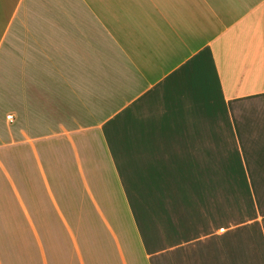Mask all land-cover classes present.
I'll return each mask as SVG.
<instances>
[{
  "label": "crops",
  "instance_id": "crops-1",
  "mask_svg": "<svg viewBox=\"0 0 264 264\" xmlns=\"http://www.w3.org/2000/svg\"><path fill=\"white\" fill-rule=\"evenodd\" d=\"M55 141L69 173L42 153ZM0 180L32 206L36 264L67 263L45 214L75 236L72 264L107 260L59 195L95 210L93 180L125 208V238L107 221L112 264H264V0H0Z\"/></svg>",
  "mask_w": 264,
  "mask_h": 264
},
{
  "label": "rangeland",
  "instance_id": "rangeland-1",
  "mask_svg": "<svg viewBox=\"0 0 264 264\" xmlns=\"http://www.w3.org/2000/svg\"><path fill=\"white\" fill-rule=\"evenodd\" d=\"M88 135L90 136L92 134ZM94 141L96 142L97 140H94V138L88 140V136L84 137L83 150L87 155V158L91 157L89 158L90 160H92L93 157L92 152ZM41 150L44 155L50 156V167L52 165V168L56 169L58 174H62L64 172L69 173L67 169L68 164H70V158L66 155L65 151L67 150L63 147L61 142L55 141L43 144V146H41ZM1 152L2 157L6 160L8 166L13 169V167L16 166V161L20 155L18 156L12 147L3 148ZM23 152L26 154L30 153V145L25 146ZM28 175L29 173L26 170L25 176ZM28 178L26 177V179ZM90 183L92 184V187L88 189V191L90 194H94L99 202L98 205L95 204L96 206H94L96 211L92 205L90 206V204L86 202L84 197L81 196L79 198L74 195V198H71L67 189L58 188L59 195L60 197L61 195L64 197L63 207L65 212L71 217V219H74L70 222V224L72 223L74 231H76V234L79 235L78 238H80V242L84 246L86 255L90 259L93 257V254H95L97 258L101 255L103 258H107V260L101 261L100 264H112V256L109 257V255L113 254L110 250L113 246L106 229H110L108 225V222L110 221L114 224L118 231L123 232L125 238V208L124 205H120L119 207L117 204L108 203L103 196V189H101L100 185L96 187L94 180L90 181ZM1 188L2 186L0 187V243L2 246L4 245L5 254L8 258L7 264H36L37 255L40 251L34 244L36 242L35 231L30 225L29 219H24V212L27 211V208L25 210L23 209V205L17 203L14 198L15 192H13L10 184L7 183L5 191ZM73 190L74 189H70L69 192H72ZM23 191H25L27 196H31V198L32 196L35 197L38 194V189H31V187H26ZM27 205L29 212H31V204ZM36 207H41L44 211L47 209V205L43 202L42 205L41 203H38ZM121 208H123V210ZM103 210L106 215L102 213ZM39 222L42 223V225L43 223H45V225L48 224L45 229L44 226H42L45 232V235L43 236L46 239L47 244H49L48 251L52 255L53 259L56 258L58 261H61V259L65 257L67 261L66 264H72V254H70V250H68L66 246V244H68L66 236L72 237V232L71 235L67 233L65 236L66 232L63 234L64 231H61L58 222L52 220V218L50 216H46V214ZM77 226L80 227L78 228L80 229V232H78ZM72 238L75 240V236ZM137 259L139 262H143V256L141 254L140 257H137Z\"/></svg>",
  "mask_w": 264,
  "mask_h": 264
},
{
  "label": "trees",
  "instance_id": "trees-1",
  "mask_svg": "<svg viewBox=\"0 0 264 264\" xmlns=\"http://www.w3.org/2000/svg\"><path fill=\"white\" fill-rule=\"evenodd\" d=\"M34 206L36 207L37 205H35L34 204ZM26 208H27V210H28V212H29V208H28V205L26 204ZM22 217V216H21ZM23 218V217H22ZM24 219H25V217H24Z\"/></svg>",
  "mask_w": 264,
  "mask_h": 264
},
{
  "label": "built area",
  "instance_id": "built-area-1",
  "mask_svg": "<svg viewBox=\"0 0 264 264\" xmlns=\"http://www.w3.org/2000/svg\"><path fill=\"white\" fill-rule=\"evenodd\" d=\"M7 118H8L10 121H12V119H13L12 116H8Z\"/></svg>",
  "mask_w": 264,
  "mask_h": 264
}]
</instances>
